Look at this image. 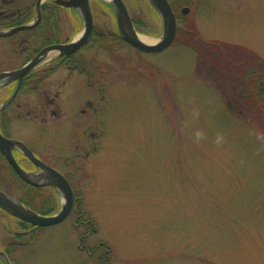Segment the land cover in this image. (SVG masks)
I'll return each mask as SVG.
<instances>
[{
	"label": "rangeland",
	"instance_id": "obj_1",
	"mask_svg": "<svg viewBox=\"0 0 264 264\" xmlns=\"http://www.w3.org/2000/svg\"><path fill=\"white\" fill-rule=\"evenodd\" d=\"M141 7L131 6L149 24L140 34L160 38L153 11L145 1ZM188 18L206 39L264 59V0H201ZM114 44L82 50V76L66 87L63 69L45 79L46 117L54 111L65 120L21 126L53 164L58 154L77 156L71 179L97 231L76 226L73 213L31 234L16 264H107V250L110 264H264L261 119L229 109L228 94L197 68L187 39L156 54ZM62 201L57 195L49 213ZM4 224L0 246L11 240Z\"/></svg>",
	"mask_w": 264,
	"mask_h": 264
},
{
	"label": "flooded vegetation",
	"instance_id": "obj_2",
	"mask_svg": "<svg viewBox=\"0 0 264 264\" xmlns=\"http://www.w3.org/2000/svg\"><path fill=\"white\" fill-rule=\"evenodd\" d=\"M122 1L125 3L138 32L149 30V24L146 23V19L133 17L131 6L134 8H137V6L141 7L143 1H145L153 11L156 23L160 25L162 30L163 23L161 15L150 0ZM168 2L175 14L177 36L178 30L187 21H190L188 15L192 10V6L196 3L198 5L201 0H168ZM89 4L94 27L90 39L80 50L63 57L51 53L30 74L21 80L3 79L0 81L1 134L6 138L24 143L41 161L60 171L68 179L76 195L75 206L70 215L75 213L76 204L83 199V196L77 195L71 179V175L74 174L73 164L77 156H73L72 154H58V163L60 167H65L63 170L58 167V163L53 164L47 160L46 156L40 150H36L32 144L21 135V129L23 126L30 125L34 128L56 125L65 120L67 117H62L59 113H55L54 111L51 112L52 119L46 117L43 103L45 79L54 76L59 70L63 69L67 72V76L64 79V83L66 84L64 87H66L68 83L82 76L78 71L82 73L83 69L77 60L82 50L92 45H109L112 40L109 30H111L112 27L116 29L115 34L121 37L116 17V8L111 0H89ZM97 21L102 23H100V29L105 32H98L99 28L97 27ZM26 26L29 27L24 28ZM83 28L84 19L79 8L65 6L57 3L55 0H0V74L23 68L42 49L48 46L72 41L79 35L78 32H81ZM64 87L62 89H64ZM34 103L38 108L37 110L32 107ZM85 104L92 106L93 101L87 100ZM78 111L85 114L86 109L80 108ZM70 144L71 146L74 145L77 149V140L71 139ZM12 154L23 171L35 175L33 179L39 185H33L25 181L17 173L6 155L0 150V191L39 213L51 214L49 213L50 211L36 210L32 205H40L44 208L51 206L50 202L52 203L53 200L57 198V195L61 196V193L53 186L42 185L45 181L44 172L37 167L20 148H13ZM87 154L89 155V152ZM3 218H5V220H3ZM2 221H5L4 227L8 229L6 234L11 240L6 246H0V251L5 254L9 264H16L17 255L26 250V247L29 245V236L31 233L35 232V229L30 228L28 223L15 218L0 207V222ZM9 224L11 228H16L14 229L15 231L8 228ZM14 237H16L18 241H14ZM86 237L87 234L84 235L82 239ZM80 248L84 249L85 247ZM108 252L109 250L105 252L103 257L107 258V264H110L108 261ZM0 264H7L6 258L2 255H0Z\"/></svg>",
	"mask_w": 264,
	"mask_h": 264
},
{
	"label": "water",
	"instance_id": "obj_3",
	"mask_svg": "<svg viewBox=\"0 0 264 264\" xmlns=\"http://www.w3.org/2000/svg\"><path fill=\"white\" fill-rule=\"evenodd\" d=\"M65 6L79 8L84 19V28L79 35L72 41L63 44H56L42 49L26 66L23 68L0 74V81L3 79L14 80L22 79L30 74L48 55L54 53L59 57L71 55L80 50L90 39L93 32V17L90 10L89 0H55ZM116 8V17L119 25V33L124 41L132 47L144 53L156 54L168 49L176 36L177 23L175 14L168 0H150L161 15L163 28L160 38L152 42L144 41L141 34L135 28L125 3L122 0H111ZM26 26L24 28H27ZM18 147L30 160L39 167L45 175V181L42 185H50L56 188L63 196L61 208L53 214L39 213L29 206L24 205L15 198L0 191V207L6 210L15 218L27 222L34 227H48L63 222L72 212L75 204V193L68 179L52 166L41 161L31 149L24 143L6 138L0 132V150L6 155L14 166L17 173L27 182L33 185H39L33 178L34 174L23 171L17 164L12 149ZM0 255L9 261L5 254L0 251Z\"/></svg>",
	"mask_w": 264,
	"mask_h": 264
},
{
	"label": "trees",
	"instance_id": "obj_4",
	"mask_svg": "<svg viewBox=\"0 0 264 264\" xmlns=\"http://www.w3.org/2000/svg\"><path fill=\"white\" fill-rule=\"evenodd\" d=\"M147 33L148 30H143ZM115 34V33H114ZM187 39L197 58V68L211 76L223 89L228 99L229 109L238 111L246 117H259L264 126V59L246 46L221 40L206 39L194 21H187L176 36ZM114 46L125 42L119 35L111 34ZM223 93V95H224ZM84 198L76 204L77 225L88 226V232L96 233L95 220L82 209ZM36 210L49 211L32 205ZM35 232L42 229L28 223ZM33 234V233H31ZM33 239V238H31ZM102 246V245H101Z\"/></svg>",
	"mask_w": 264,
	"mask_h": 264
},
{
	"label": "bare ground",
	"instance_id": "obj_5",
	"mask_svg": "<svg viewBox=\"0 0 264 264\" xmlns=\"http://www.w3.org/2000/svg\"><path fill=\"white\" fill-rule=\"evenodd\" d=\"M141 38L144 40V41H147V42H152L153 39L147 37V36H144V35H141ZM3 209V208H2ZM4 210V209H3ZM6 211V210H5Z\"/></svg>",
	"mask_w": 264,
	"mask_h": 264
}]
</instances>
